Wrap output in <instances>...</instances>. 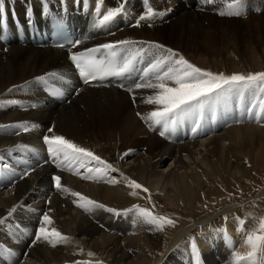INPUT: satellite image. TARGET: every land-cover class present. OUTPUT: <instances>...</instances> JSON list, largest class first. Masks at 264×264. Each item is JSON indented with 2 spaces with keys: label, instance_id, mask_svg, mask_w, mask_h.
Here are the masks:
<instances>
[{
  "label": "bare ground",
  "instance_id": "6f19581e",
  "mask_svg": "<svg viewBox=\"0 0 264 264\" xmlns=\"http://www.w3.org/2000/svg\"><path fill=\"white\" fill-rule=\"evenodd\" d=\"M60 2L67 4L68 23L74 25L80 40L76 50L119 40L153 42L163 45L164 49H149L147 43H138L127 50L118 47L122 62L129 56L136 57L134 75L122 87L78 84L74 80L67 51L33 44L24 46L17 35L16 21L20 20L19 17L27 24V29L34 19L40 26L50 27L51 15L61 14ZM88 2L92 8L96 7L97 0ZM214 2L104 0L101 5L103 14L107 9L124 3L126 16L134 23L149 5L154 11L167 14L131 26L121 18L122 13L109 26L101 27L93 31L89 38L83 39L88 18L82 13V4H77L75 0H46L43 15L42 0H5L6 11L0 23V101L19 103H6L4 108H0V219L8 221L6 226H0V238L9 240L0 244V264L13 263L17 256L33 258L37 264H84L89 261V253L96 254L100 259H96V263L93 259L92 264H172L169 259L176 260L178 264H216L218 258L222 260L220 264H232L234 252L246 255L250 251L245 243V233L258 227V220L255 222L247 217L264 212V184L257 183L256 187L249 185L258 181L259 173L264 175V92L242 88L205 101L202 109L196 108L178 118L174 130L161 136L162 127H150L151 122L144 119L159 107L147 102V97L154 95L156 90L135 88V84L144 79V69L165 54L166 49L176 51L199 67L195 56L187 52L193 50L183 30L186 26L210 22L209 16L205 18L203 14L200 17L207 10L198 12V9L215 8L218 0L212 7ZM26 9L34 12L30 21L26 19ZM9 11L15 12L16 16ZM171 13L175 15V21L168 26L169 19L166 18ZM185 13L178 17V14ZM242 14L247 17L246 20L259 18L262 21L264 17L255 16L249 0H244ZM163 37L176 43L181 53L163 43ZM213 39L216 40L214 36ZM205 42L210 50L220 51L216 43L209 42V37ZM230 56L225 55L223 61L229 68L234 67L229 69L230 73L237 72L239 60L237 62L235 56L230 59ZM259 66V61H256L252 74L260 72ZM217 67L220 66L213 63L210 68L207 64L199 68L221 73L222 69ZM61 75L70 80L64 86L72 92L69 100L63 103L49 96L41 86L42 79H39L43 77L61 85ZM150 79L155 82L154 76ZM18 122L38 127L25 132L13 127ZM50 128L52 132L48 131ZM45 135H62L100 156L115 170L109 169L99 179H84L94 175L97 167H103L91 158L83 162V167L79 166L80 162H74L71 168L57 167L58 161L47 154V144L43 140ZM129 145L136 146L137 156L126 162L123 153ZM167 159L173 161L170 170L165 172L161 167ZM187 160H192L199 167L198 175L189 171ZM179 171H182L179 181L175 179L178 183L170 184L168 178L178 176ZM56 175L61 176V189L55 187L53 177ZM153 175L168 182L165 181L166 185L159 188L152 187L147 181ZM132 180L142 187H130ZM246 185L252 187L248 198L241 200L234 194L232 201H228V193L233 194V191ZM64 188L69 191H64ZM73 192L106 207L86 211L79 206L83 201L72 195ZM132 192L137 195H131ZM207 201L212 206H219L215 210H206ZM134 205L154 215L165 216L173 224L159 228L138 221L136 211H124ZM13 208L16 210L12 217H7ZM107 208H114L119 214L110 213ZM184 208L192 210V223L173 233L174 224H185L181 214H178ZM35 212H39V216ZM42 214H47L52 220L51 224L44 225L49 230L56 229L58 223L69 222V230L62 231V234L69 239L72 237L73 242H60L54 246L50 241L35 240ZM220 229L226 230L231 243ZM117 231L123 234L118 235ZM94 237L98 239L92 240ZM184 239L188 243L176 257V249L181 246L175 243ZM193 245L198 249V255L194 253ZM8 250L13 252L12 261L6 259ZM258 258L264 259V253Z\"/></svg>",
  "mask_w": 264,
  "mask_h": 264
},
{
  "label": "snow or ice",
  "instance_id": "6c2138e0",
  "mask_svg": "<svg viewBox=\"0 0 264 264\" xmlns=\"http://www.w3.org/2000/svg\"><path fill=\"white\" fill-rule=\"evenodd\" d=\"M77 4H82L84 9H88V0H75ZM213 0H205V3H212ZM46 0H42L41 9L42 15ZM104 0H97L95 12L99 16L101 13V5ZM147 3V0H145ZM227 13L221 12V15L240 16L244 7V0H231V3L227 5ZM6 11L5 0H0V23L4 20V14ZM127 15L125 11V4L121 3L118 7L107 9L103 14L102 19H99L96 26L107 27L121 14ZM167 13L164 11H154L153 7L149 5L147 11L140 15L136 21V26L144 20H152L156 17H163ZM34 15L33 11L26 9V19L30 21L31 16ZM2 31V28H0ZM79 43V41H76ZM147 43L149 49H164L163 45L155 44L153 42H138L132 40H119L114 43H105L99 45L96 48L87 49L85 52H79L71 55L70 59L75 63L76 67L80 70L81 75L84 77L85 82L91 79H105L107 76H122L131 72L134 69L136 57L129 56L124 59L122 64L109 63L105 66L104 62L98 61L94 56V53L99 52L101 49L107 50L113 57L117 55L116 49L120 47L123 50H127L130 46L136 44ZM51 75H57L52 73ZM154 76L153 79L150 77ZM39 79H43L40 77ZM169 82H172V86H169ZM136 89L147 88L156 90L154 95L147 97V102L157 105L159 107L156 110L148 113L144 119L146 122L150 121V127L161 126V136L165 133L174 130L177 119L185 114L195 111L196 108L202 109L204 102L213 98H218L220 95H227L237 89H258L264 92V72H258L253 74H230L225 75L223 73H213L211 71L203 70L194 64L190 63L182 55H178L172 49H166L165 54L155 59V62L150 63L146 69H144V79L140 83L135 84ZM132 91V89H129ZM7 104H17L18 101H0V108H4ZM137 115H140L137 113ZM13 127L22 129L27 132L29 128H36L35 124H16ZM52 132L50 128L48 130ZM44 142L48 145V152L51 154L54 160H57V167H69L71 168L74 162H80V167L84 166V161L88 158L95 160L98 165L103 167H97L94 175L85 176L84 179H99L102 178L109 169H112V165L102 160L100 156L94 155L91 151L84 147L73 143L71 140L66 139L62 135H45L43 137ZM127 154V153H126ZM75 170V169H73ZM115 170V169H112ZM91 173L92 170L89 169ZM27 174V173H25ZM127 179V178H126ZM55 181V187L61 189V176L56 175L53 177ZM114 182V181H113ZM130 187L140 189L142 185L135 180L130 182ZM64 191H69L64 188ZM148 191L147 188L144 189ZM72 195L80 197L83 203L79 206L86 211H91L94 208H105L103 204H99L95 200H91L86 196H82L78 192H73ZM131 195H137L136 192H132ZM15 208L11 209L7 213V217H12L15 212ZM110 213H116V209L107 208ZM125 213L136 211L138 214V221L147 222L151 225H156L159 228H163L165 224H173L171 219L165 216H158L152 214L147 209L141 208L138 205H134L132 209L124 210ZM226 219V218H225ZM7 219H0V226H6ZM51 218L45 214L42 218V225L39 227L35 239L37 241L43 239L45 241L56 243L67 242L68 237L56 230L55 228L49 230L44 225L51 224ZM243 224V221H240ZM221 233L225 235V238L231 243V237L227 235L226 230L220 229ZM245 243L249 246L250 251L246 255H241L238 252L233 253L232 264H264V259H259L261 253H264V217L258 218V227H254L246 231ZM11 253V250H8ZM193 251L198 255V249L193 245ZM93 255V253H89Z\"/></svg>",
  "mask_w": 264,
  "mask_h": 264
},
{
  "label": "rangeland",
  "instance_id": "374dc122",
  "mask_svg": "<svg viewBox=\"0 0 264 264\" xmlns=\"http://www.w3.org/2000/svg\"><path fill=\"white\" fill-rule=\"evenodd\" d=\"M184 1H186V0H184ZM18 2H20V1H18ZM216 2H217V0H215L212 7L215 5ZM229 3H231V0H218V3L216 4L215 8L206 7V8L198 9V12H204L203 10H207L206 13H201L200 17L203 14H204V17L207 15V18H208V16L210 18L209 19L210 22L204 21L205 23L186 26L184 28L183 34H184L187 42L190 44V46L192 47V50H193V51L188 50L187 52L189 54H191L192 56H195L197 63H199V64L201 63V65L198 64L199 67L202 68V65L207 64V65H209V68H210L211 65L213 66V63L214 64L217 63L220 66L217 68L219 70L222 69L221 73H224V74L225 73H227L229 75L234 74V73H236V74H242V73L243 74H245V73L246 74H252V72H251L252 67L254 66V63L256 61H259L260 72H264V20H263L264 17L262 18V21H261V19H259V18L255 19V20H246L247 17H244L243 14L240 16L221 15L220 13L224 12L225 6H227ZM249 4L253 5L255 16H259V15L264 16V14H262V13H264V0H258V4H256V0H249ZM187 8H189L188 3H187ZM226 9L228 11V7ZM181 10H183V9H181ZM179 12L180 11H178V13ZM189 12H194V11H189ZM186 14L187 13L178 14V17L180 15L182 16V15H186ZM214 14H215V16H214ZM174 16L175 15L173 13H171L166 18V19H169V22L166 23L168 26H170L174 23V21H175ZM170 17H171V19H170ZM205 18H200V19H205ZM135 23L129 21L128 24L131 26H135L136 25ZM168 33H170V32L168 31ZM213 36L215 37L216 40L213 39ZM206 37H209L210 43H216L218 45L220 51L210 50L209 45L205 42ZM161 40L163 41V43L167 44V46H170L174 50H177L181 53V51L178 48V45L176 43H174L170 38L163 37V39H161ZM23 48H25V47H23ZM245 49H246L247 53H246ZM243 50L245 52H243ZM215 52H217V53H215ZM244 53H245V55H244ZM225 55H227V56L231 55L230 59H232V57L235 56L234 59H236L237 62L239 60L240 63L239 62L237 63L238 64L237 65V67H238L237 72L236 71H233L232 73L229 72V69L231 70L234 67L229 68V66L226 65L227 62L223 61ZM192 64H194V63H192ZM224 64H225V67H223ZM262 66H263V68H262ZM259 67H258L257 71H259ZM243 71H245V72H243ZM217 73L219 74L220 72H217ZM23 108L24 107H22V109ZM16 124H23V122H18ZM45 130H47V129H45ZM37 133L41 134V132H39V131ZM42 134H44V132ZM136 156H137V151H136L135 145H129L128 150L123 153V158L126 162L131 161ZM172 161H173V159H167L164 163H162L161 168H164L165 172H168L170 170V167H171L170 164L172 163ZM187 162H188V165L190 167L189 171H192V173L195 172L194 174L198 175L200 173V170H199V167L195 165L196 163L193 164L192 160L191 161L187 160ZM189 167H187V168H189ZM161 168H159V169L161 170ZM193 170H195V171H193ZM196 171H198V172H196ZM178 173H179L178 176H176L174 178H173V176H171L168 178V180L170 181V184L174 185L176 182L178 183L179 175H181L182 171L181 172L179 171ZM73 177L78 178L80 176H73ZM257 177H258L257 178L258 181L256 183H250L249 184L250 186L256 187L257 183L264 184V175L259 173L257 175ZM172 178H173V180H172ZM176 178L178 181L175 180ZM165 181L168 182L167 179H165ZM165 181H164V178L161 179L158 177V175H153L147 181V184L148 185L150 184L152 187L159 188L161 185H166ZM250 186H247L246 188L244 187V188L237 189V190L233 191L234 192L233 194L228 193L226 198H230L228 201H230V200L232 201V199H233L232 195H234V194L238 195L241 200L244 198H248V196L252 192V189H251L252 187H250ZM1 191H3V190H1ZM42 191H45V190H42ZM208 205H210L211 207ZM27 206H29V205H27ZM216 206H219V205H216ZM216 206H212L211 203L209 201H207L205 208H206V210H211L212 208H213L212 210H215ZM263 213L264 212L253 213L255 216H248L247 218L248 219L251 218V220H254L256 222V220H258V218L264 217ZM178 214H181L180 216L185 221V224L184 225L180 224V226L177 223L174 224L175 229H174L173 233L178 232L184 226H187V225L192 223V219H191L192 210L191 209L186 208V210H185V208H184V209H182L181 212H178ZM35 215L39 216V212L36 213ZM42 215H45V214H42ZM41 218H43V217H41ZM40 221H41V219H39V221H38L39 226L41 227L42 223L40 224ZM55 226H56V230H58L59 232L62 233V231H68L71 224L67 221H64V222L56 224ZM122 234H123V232H121V233L118 232V235H122ZM93 239L97 240L98 237H94V238H92V240ZM0 241H1L0 242V244H1L3 242L7 243L9 240L4 239V238H0ZM70 241L73 242L72 237L68 240L69 243H71ZM186 242H187V239H184L183 241H180V240L176 241L175 245L181 246L178 249H176V257H179L181 249L184 247L185 244L188 243V242L187 243ZM64 244H67V242H64ZM140 252H141V250H140ZM138 253H139V251H138ZM85 254L88 256V253H85ZM97 254H99V252H97ZM89 256H88L89 259L87 258L89 261H86L84 264H92L93 259H94L93 261L98 259L96 257V254L89 255ZM99 260L100 259H98V261ZM9 261H12V258ZM221 261H222L221 258H218L216 261V264H220ZM169 262H172V264H178L176 260H172V259H169ZM95 263H96V261H95ZM10 264H37V263H36L35 259L33 260V258H28V257H24V256H22V257L17 256V259H15L13 261V263H10Z\"/></svg>",
  "mask_w": 264,
  "mask_h": 264
}]
</instances>
